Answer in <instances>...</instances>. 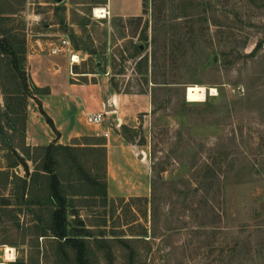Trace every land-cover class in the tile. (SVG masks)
Segmentation results:
<instances>
[{"label":"rangeland","instance_id":"rangeland-1","mask_svg":"<svg viewBox=\"0 0 264 264\" xmlns=\"http://www.w3.org/2000/svg\"><path fill=\"white\" fill-rule=\"evenodd\" d=\"M0 38L59 132L4 95L17 83L0 55V264H77L51 233L44 154L14 150L26 172L9 149L23 128L29 148L71 147L49 167L85 264H264V0H0ZM62 39L72 53L52 55ZM93 139L125 146L110 185Z\"/></svg>","mask_w":264,"mask_h":264},{"label":"trees","instance_id":"trees-1","mask_svg":"<svg viewBox=\"0 0 264 264\" xmlns=\"http://www.w3.org/2000/svg\"><path fill=\"white\" fill-rule=\"evenodd\" d=\"M0 55H4L6 54H10L11 56V61H12V67L14 69L15 72V81H16V88L13 92L4 90V95H16L17 98H13L12 102L14 101H26L27 98H31V99H36L35 97H33L34 95L37 94V90L38 88H36V86H34L33 84H31L29 86V83L25 77V74L22 72V70L19 68L18 66V62H17V58H16V53L9 47V45L7 44L6 40H4L3 38H0ZM33 89L34 93L31 94L32 96L28 95L29 93V88ZM0 88L3 89L5 88V84L3 83L2 80H0ZM4 101H7V98L4 99ZM37 105H38V112L41 116H43L45 123L49 126V128L51 129V131H53L56 134V137H59V132L58 130L55 128V125L52 121V119L45 113L42 105L40 104V102L38 100H35ZM24 125V121L23 124ZM1 132V130H0ZM25 139V132H24V128L22 129V133H21V138L19 139V142L15 145H11V148H9L11 151H13L12 156L15 157V159L17 160L15 163L19 162H24V160L20 157V155H18L17 153H14V150L18 151L19 153H21L22 155H27L30 151H38L44 154V159H45V166H44V173H47L49 175V188H50V193H51V197L53 198V200L56 202V209L54 210V212L52 213V236L57 238V239H63L64 242L70 244L72 246L73 249H75L76 251V260H77V264H85V259H84V245L82 243H79L76 239H69L67 238L66 235V230H65V219H66V197L63 194L62 191V182L60 180V177L57 174H54L53 171L50 169V163L52 161V156H51V151L54 148H58L61 150H69L71 149V147H66V146H62V145H58L57 144V139L54 140L53 142H51L49 145H47L46 147H35V148H29L25 145L24 142ZM93 141V142H92ZM92 143H84V145L88 146L89 148L87 149H91L88 151H92V152H96L97 155H100L102 157V162L104 165V170L106 171V148H105V142L99 139H93L91 140ZM80 150L84 149V148H79ZM86 149V148H85ZM32 162H34V158L30 157V159ZM101 190H102V194L103 197L106 198V183L105 181L101 184L100 186Z\"/></svg>","mask_w":264,"mask_h":264},{"label":"built area","instance_id":"built-area-1","mask_svg":"<svg viewBox=\"0 0 264 264\" xmlns=\"http://www.w3.org/2000/svg\"><path fill=\"white\" fill-rule=\"evenodd\" d=\"M50 53L52 55H59L62 53L70 54V53H72V51L70 49L69 42L65 39H62L57 44H54L51 46ZM71 58H72V56H71ZM106 111H107L106 109H103L101 112L87 113L86 114V123L89 125H95V126L101 125L103 123V121L105 120ZM103 136L105 138H107L108 133H105Z\"/></svg>","mask_w":264,"mask_h":264},{"label":"bare ground","instance_id":"bare-ground-1","mask_svg":"<svg viewBox=\"0 0 264 264\" xmlns=\"http://www.w3.org/2000/svg\"><path fill=\"white\" fill-rule=\"evenodd\" d=\"M97 17L102 18L104 17L103 13L105 12L103 9H97L95 11ZM71 62L75 63L77 62V57L72 55ZM212 92V91H211ZM206 95V90L202 87L199 86H193V87H188L186 89V100L189 102H201L205 99ZM12 249L9 247L5 248V260L11 261L13 260V254H12Z\"/></svg>","mask_w":264,"mask_h":264},{"label":"crops","instance_id":"crops-1","mask_svg":"<svg viewBox=\"0 0 264 264\" xmlns=\"http://www.w3.org/2000/svg\"><path fill=\"white\" fill-rule=\"evenodd\" d=\"M72 132V131H71ZM106 133V132H105ZM103 132V135L105 134ZM81 134H85V133H78L76 131H73L72 137H77L80 136ZM98 135V134H95ZM99 135H101L99 133ZM108 138V137H107ZM57 143H61V141H58ZM119 144L121 147H125L123 143H121L120 141L118 142H113L112 143V147L110 148L109 145H105L106 148V175H107V179H108V184L110 185L111 183H109V177H110V169H111V157L113 156H118L119 155ZM117 158V157H116ZM111 195V194H110Z\"/></svg>","mask_w":264,"mask_h":264},{"label":"water","instance_id":"water-1","mask_svg":"<svg viewBox=\"0 0 264 264\" xmlns=\"http://www.w3.org/2000/svg\"><path fill=\"white\" fill-rule=\"evenodd\" d=\"M21 165L23 166L24 170H25L26 172H28V169H27L26 164H25V163H21Z\"/></svg>","mask_w":264,"mask_h":264}]
</instances>
